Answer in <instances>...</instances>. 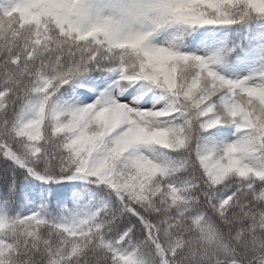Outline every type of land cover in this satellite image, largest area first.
I'll return each mask as SVG.
<instances>
[{
	"label": "snow or ice",
	"instance_id": "1",
	"mask_svg": "<svg viewBox=\"0 0 264 264\" xmlns=\"http://www.w3.org/2000/svg\"><path fill=\"white\" fill-rule=\"evenodd\" d=\"M256 19L264 0L0 3V158L95 186L71 219L0 215V264H264V75L222 74L235 62L221 50L151 42Z\"/></svg>",
	"mask_w": 264,
	"mask_h": 264
},
{
	"label": "trees",
	"instance_id": "2",
	"mask_svg": "<svg viewBox=\"0 0 264 264\" xmlns=\"http://www.w3.org/2000/svg\"><path fill=\"white\" fill-rule=\"evenodd\" d=\"M7 0H0V3H6ZM216 30L221 33L223 44L221 51L225 54V59L230 63L235 62L232 69H226L223 64H218L216 69L222 74L236 77V70L238 65L244 60L247 53L259 48L260 54L257 63L251 72L247 73L253 78H259L264 75V20L256 19L247 23H239L230 26H215L206 25L190 28L186 26H173L171 28H162L157 31L158 36L168 31L172 34V43L181 51H195L199 54V47H190L189 41L192 37L200 34ZM263 36V40H255V36ZM234 36L236 37L234 39ZM153 39V38H152ZM151 39V40H152ZM241 53L237 59L235 53ZM89 77H95L96 73L88 74ZM111 79L96 81L101 84L102 88L111 84ZM73 85H64V88H71ZM101 88V90H102ZM87 88L76 87V92H86ZM131 91V89H129ZM159 91V90H155ZM63 92V88L61 89ZM96 98L97 92H91ZM152 93V92H149ZM153 94V93H152ZM59 97L60 94L58 93ZM157 97L166 100V96L162 93ZM61 100H67L64 96ZM59 102V101H58ZM215 132V130H212ZM207 135V134H206ZM228 137L231 138V130H228ZM163 151V150H161ZM172 155H175L174 153ZM9 185V190L13 192L11 202L6 198L7 191L0 186V215H25L31 211H41L45 216L53 220H61L64 218L71 219L78 214L86 206L83 203L84 198L81 195V189L85 186L94 188L95 186L88 184L86 181H64V182H50L45 183L35 177L29 175L26 170L12 166L10 163L6 164L0 158V185L3 183ZM11 203V208L8 207Z\"/></svg>",
	"mask_w": 264,
	"mask_h": 264
},
{
	"label": "rangeland",
	"instance_id": "3",
	"mask_svg": "<svg viewBox=\"0 0 264 264\" xmlns=\"http://www.w3.org/2000/svg\"><path fill=\"white\" fill-rule=\"evenodd\" d=\"M208 36H213L215 39L213 41H204V44L207 46H203L200 43H198L196 46L199 47L200 51L199 54H210L214 51L220 50L223 44V39L221 36V33L216 30H211L210 32H206ZM153 39L151 40L152 43L161 44L166 42H171L173 40V36L170 32L165 31L161 33L159 36L157 32L153 34ZM257 41L263 40V36H255L254 38ZM260 54V49L257 48L249 53H247L244 57V60L238 65V68L235 72L236 76H243L247 73L251 72V70L254 69V66L257 63L258 56ZM89 95L94 99V95L92 93H89ZM151 97V99H149ZM82 99V98H81ZM144 100H149L150 104H156L158 107L162 106L164 103H166V100L159 98L157 96H153L152 93H148L147 96H144ZM85 103L91 102V101H84ZM143 102V101H141Z\"/></svg>",
	"mask_w": 264,
	"mask_h": 264
}]
</instances>
